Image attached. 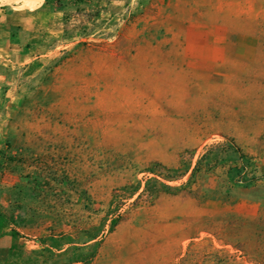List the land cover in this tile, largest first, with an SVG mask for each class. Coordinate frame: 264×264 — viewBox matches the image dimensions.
I'll return each mask as SVG.
<instances>
[{"label": "rangeland", "instance_id": "obj_1", "mask_svg": "<svg viewBox=\"0 0 264 264\" xmlns=\"http://www.w3.org/2000/svg\"><path fill=\"white\" fill-rule=\"evenodd\" d=\"M182 2L50 0L61 33L2 147L22 159L0 155L12 264H264V0L258 56L214 69L185 53ZM156 163L189 170L139 196Z\"/></svg>", "mask_w": 264, "mask_h": 264}, {"label": "crops", "instance_id": "obj_2", "mask_svg": "<svg viewBox=\"0 0 264 264\" xmlns=\"http://www.w3.org/2000/svg\"><path fill=\"white\" fill-rule=\"evenodd\" d=\"M182 6V44L195 63L214 69L231 61V48L258 56L262 0H183ZM61 24L49 0H0V149L23 97L20 72L51 56ZM13 241L10 228L0 232V264H12Z\"/></svg>", "mask_w": 264, "mask_h": 264}, {"label": "trees", "instance_id": "obj_3", "mask_svg": "<svg viewBox=\"0 0 264 264\" xmlns=\"http://www.w3.org/2000/svg\"><path fill=\"white\" fill-rule=\"evenodd\" d=\"M50 1V0H49ZM58 2L60 0H57ZM233 145L239 149V147L233 142ZM6 146L7 148L9 149L11 144L9 142H6ZM6 150H3V148L0 149V155H3L4 159L8 160L4 162L5 165H8L10 162H12L13 160H21L22 159V156H18V153L19 152H16L14 154V157H11V156H7L6 155ZM17 157V158H16ZM3 164V166H4ZM155 165H158L160 167V169H157V168H149V172L153 173L154 175H156L157 177H150L147 179V182H146V185L143 189V193H140L139 196H141L142 194H148L150 196H157L161 191H167L166 189H170L171 186L165 184L163 181H161L160 179L158 178H161V179H165V180H174V179H177L181 176H183L188 170H189V165H186L184 168L179 169H174V168H169L165 165H163L162 163H156ZM198 169V165H196L193 170H192V174L191 176H194L196 171ZM152 182H160L161 184V187L162 189H150V184ZM132 189L129 191L127 188L128 185H125L123 188H125L124 190L125 191H129L128 195L130 196H133L135 193H137L139 191V188H140V184H137L135 186H132ZM113 216L111 217L110 219V225H111V229H113L119 222V216L120 214L117 212L114 216V214H112ZM117 215V216H116ZM10 222H11V217L10 216H7L4 212H1L0 211V232H2L3 230L5 229H8L10 228L11 230V234L13 235V237H16L19 232L17 231L16 228H13V227H10ZM99 235V232H94L93 230L91 232H89V236L91 237V239H96Z\"/></svg>", "mask_w": 264, "mask_h": 264}, {"label": "bare ground", "instance_id": "obj_4", "mask_svg": "<svg viewBox=\"0 0 264 264\" xmlns=\"http://www.w3.org/2000/svg\"><path fill=\"white\" fill-rule=\"evenodd\" d=\"M41 0H24L25 3H38L40 2Z\"/></svg>", "mask_w": 264, "mask_h": 264}]
</instances>
